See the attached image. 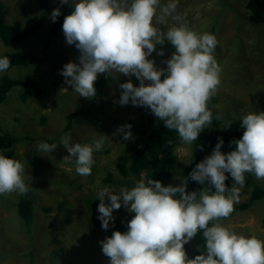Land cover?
I'll return each instance as SVG.
<instances>
[{
	"label": "clouds",
	"instance_id": "9594fccd",
	"mask_svg": "<svg viewBox=\"0 0 264 264\" xmlns=\"http://www.w3.org/2000/svg\"><path fill=\"white\" fill-rule=\"evenodd\" d=\"M67 3L69 0H61V4ZM178 3L71 0L73 11L64 18L62 30L66 43L79 50V63L65 64L60 74L78 96L85 98L96 96L94 82L98 74L129 77L128 82L119 84V104L131 102L150 109L157 121L177 133L181 143L190 145L202 130L211 127L213 113L208 105L220 85L222 69L214 56L216 36L190 28L177 12ZM60 15V9L55 8L51 20L55 22ZM160 26H167V30ZM166 43L175 51L163 62L167 67L158 68L148 57L153 52L163 56L157 45ZM10 64L7 56L0 57V73L7 75L6 71L12 69ZM132 76L139 80L138 87L131 82ZM17 88L23 92L20 85L13 87ZM216 119L223 117L217 115ZM240 126L244 129L242 138L230 142L236 145L235 150L222 153L224 141L218 138L211 155L189 173L192 181L205 185L200 191H188V177L180 179L177 186H164L161 181L147 179L144 173L131 188L99 190L98 219L104 230L115 220L113 211L122 205L134 214L126 232L115 231L99 242L103 254L110 258L109 264H264V240L220 223L231 216L234 204L239 202L246 173L264 180V111L241 116ZM131 127L123 125L113 135L123 134L125 141L132 139ZM107 137L102 134L90 143L73 144L71 134L66 133L59 144L41 142L38 151L52 153L62 145L69 153L62 162L74 164L75 172L86 177L92 174L93 153L103 149ZM226 173L233 180L231 187L225 183L229 178ZM24 175L19 160L0 154V196L13 192L26 195L32 187L25 183ZM201 232L204 251L189 259L184 245Z\"/></svg>",
	"mask_w": 264,
	"mask_h": 264
},
{
	"label": "rangeland",
	"instance_id": "374dc122",
	"mask_svg": "<svg viewBox=\"0 0 264 264\" xmlns=\"http://www.w3.org/2000/svg\"><path fill=\"white\" fill-rule=\"evenodd\" d=\"M1 1L6 6L8 24L26 27L35 21H42L43 25L36 36L18 44L7 46L0 40V53L20 51L42 55L47 50L50 58L44 65L6 71L12 78L26 75L34 78L42 87L43 96L39 100L36 96L28 97L25 101L22 90L13 89L6 101L0 104V134L41 136L54 139V144H59L66 134L65 128L70 124L72 128L67 133L71 134L73 144L90 143L102 134L108 137L103 149L93 153L95 162L92 174L86 177L75 172L74 164L62 162V157L69 155L62 145H58L52 153L38 151V145L44 140L16 145V157L25 168V183L31 184L32 188L26 195L13 192L0 196V264H109L110 258L103 254L99 242L113 232L111 227L102 229L101 233L92 232L88 199L98 200L97 194L104 187L118 191L122 186L131 188L124 181L138 180L120 172L117 162L122 161V150L131 145V151L141 149L147 154L143 148V131L147 127L157 126V117L150 109L133 106L131 102L119 104L122 91L119 84L129 80L123 74H110L114 81H108L105 88L97 90L96 84L104 75L98 74L94 82L96 96L93 98L78 96L64 82L65 78L60 74L63 66L69 62L79 63L80 53L75 45L66 43L63 32L52 38L51 13L55 8L72 6L71 0L67 4H61V0H49L47 10L41 9L37 0ZM166 2L162 0V3ZM177 12L186 18L193 30L210 32L217 38L214 56L222 69L220 85L208 105L213 113L211 127L202 131L211 136L217 131H229L231 134V129H224L229 121H237L251 111H264V6L259 7L253 0H179ZM160 27L167 30V26ZM157 49H162L164 55L153 52L148 59L154 60L158 68H166L163 62L171 57L175 48L166 43L157 45ZM133 85L138 87L135 83ZM75 112L83 115L75 120L72 118ZM217 115L223 117L218 124ZM40 116L47 118L44 124L40 123ZM130 119L135 123V127L130 129L132 139L125 141L123 134L113 135ZM115 121L119 122V126L114 124ZM231 141L223 147L222 153L235 150L236 145H230ZM105 147L109 148L108 153H105ZM194 148L193 143L184 144L178 138L174 149L181 164L189 165V160L198 155L203 161L212 153ZM35 152H38L39 160L33 165L30 158ZM41 162H44V166L36 170ZM124 162L131 164L129 160ZM110 177L111 181H107ZM179 183V178L171 182L173 186ZM256 187L264 189V180H257L254 175L246 173L239 202L234 204L231 216L220 223L237 233L264 240V198L254 197L252 200ZM31 192L33 195H30ZM22 197L33 203V220L29 227L20 217L16 205L9 207L5 203ZM64 198L68 206L61 203ZM108 202L106 195L105 203ZM45 207L52 209L45 211ZM133 215L123 205L113 211L115 220L127 225ZM185 250L189 259L204 251L202 246Z\"/></svg>",
	"mask_w": 264,
	"mask_h": 264
},
{
	"label": "trees",
	"instance_id": "16d2710c",
	"mask_svg": "<svg viewBox=\"0 0 264 264\" xmlns=\"http://www.w3.org/2000/svg\"><path fill=\"white\" fill-rule=\"evenodd\" d=\"M38 4L41 9L47 10L49 8V0H37ZM259 7L264 6V0H253ZM227 6V5H226ZM6 6L0 2V40L7 46H12L15 44H18L20 42L26 41L34 36H36L41 29L43 23L42 21H35L33 24L27 26V27H16L13 25H10L6 22ZM73 11L72 6H68L65 8L60 9L61 15L56 19L55 22H53L50 32L52 38H55L58 36L59 33L63 32L62 25L64 22V18L69 15ZM49 44V42H48ZM47 44V45H48ZM7 56L9 60L11 61L9 69L17 68L21 69L25 65H28L30 63H36V62H47L50 57H48V52L45 50V52L42 55H37L33 53H22L20 51L15 52H6L4 54L0 53V57ZM111 76H108L106 74L102 75L97 84V90H102L105 88V84L108 81H113L110 78ZM129 81V80H127ZM132 83H135L137 86H139V80L135 77L133 80L131 79ZM20 85L23 88V97L28 98L32 96H36L39 100L40 97L43 96V89L40 85H38L37 81L32 79L30 76L26 75L25 77H21L18 79H12V77L8 74H2L0 76V103L3 102L6 97L11 93V90L13 87ZM80 115H83V113L75 112L72 114V118L75 120L78 119ZM71 118V119H72ZM40 123H45L47 121V118L45 116H40ZM147 119L149 117L147 116ZM133 120H129L126 124H130L132 127H135V123ZM150 121V119H149ZM216 123L218 124V120H216ZM241 119L235 121H229L228 124H230V128L232 130V133L229 134V131H226L225 133H220L217 131L214 135H205L203 131H201L200 135L198 136L197 140L193 142V144L198 147V151H213L216 144L218 143V138H222L224 143L221 147V150H223V147L227 144L230 140H239L242 138L244 129L240 126ZM115 125L119 126V122L115 121ZM147 127V126H146ZM71 125L68 124V126L65 128V132L67 133L71 129ZM2 130V126H0V131ZM143 138L145 139V151L147 152V155L143 154V150L138 151H131L132 146L129 148L125 147L124 150H122L123 154L121 155L122 161L117 162V166L119 167L120 172H122L126 176H132L136 179L141 178V173H144L146 175L147 179H153L161 181L164 186H168L173 182V179L179 178L180 179L184 177L189 178V184H188V191H198L202 189L205 185H201L198 182L192 181L189 177V173L195 168L196 164L200 163L201 160L199 159L200 156H195L191 160H189V165L185 166L184 164H181L179 162V159L177 158L175 154V145L178 141V137L176 135V132L169 130L164 127L163 123L158 120L157 126H153L150 128H146L143 131ZM36 137L32 136H15L12 133H6L0 134V154H3L9 158L17 159L16 157V145L20 142H28V141H34L36 140ZM44 141L48 144H54V139L44 138ZM194 150H197L194 148ZM109 152V148L105 147V153ZM37 153L35 152L33 156H31L30 160L33 165L35 163H38L39 158L37 157ZM48 153V152H46ZM195 154V153H194ZM63 159V157H62ZM129 160L131 164L126 165L124 161ZM72 165V164H71ZM44 166V162L38 164L36 166V170ZM226 175L229 176V178L225 181L226 185L228 187L232 186L233 180L230 176V174ZM112 177V176H111ZM111 177L107 179V181H111ZM131 187L134 186V183L131 179L124 181ZM123 182V183H124ZM172 185V184H171ZM257 188V187H256ZM30 195H33L31 192ZM3 196V195H2ZM254 197H260L264 198V189L257 188V191L252 193V200H254ZM88 202H90V212H91V228L92 232L94 233H101V230L103 229L101 226V221L98 219V216L100 215L98 212V205L100 204V200H92L88 199ZM6 206L14 207L16 205L18 209V213L20 217L25 219V222L27 224V227H29V224L31 225L33 220V203L30 199L26 197H22L19 200H9L6 201ZM64 206H68L66 198L61 201ZM52 208L45 207L43 210L50 211ZM110 227L112 232L120 231V232H126L128 230V225L126 226L124 223L119 222V220L110 221ZM211 226V225H209ZM204 243L202 232L198 233L196 237H194L191 241H189L187 244H185V249H189L191 247H200Z\"/></svg>",
	"mask_w": 264,
	"mask_h": 264
},
{
	"label": "flooded vegetation",
	"instance_id": "af4514ba",
	"mask_svg": "<svg viewBox=\"0 0 264 264\" xmlns=\"http://www.w3.org/2000/svg\"><path fill=\"white\" fill-rule=\"evenodd\" d=\"M195 148L198 150L199 148L195 146ZM252 176V174H250Z\"/></svg>",
	"mask_w": 264,
	"mask_h": 264
}]
</instances>
